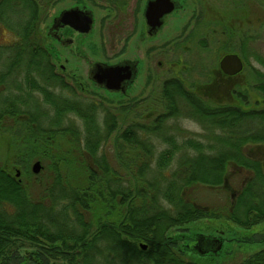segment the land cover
<instances>
[{
    "label": "trees",
    "instance_id": "trees-1",
    "mask_svg": "<svg viewBox=\"0 0 264 264\" xmlns=\"http://www.w3.org/2000/svg\"><path fill=\"white\" fill-rule=\"evenodd\" d=\"M50 2L0 0V25L37 28L46 9L40 3ZM259 6L263 18L257 17L255 23L249 12L239 18L215 13L201 20L199 15L197 22L206 31L232 38L237 33L236 23L239 29L244 25L264 27V0ZM16 9L23 18L11 22L6 14ZM219 45L220 54H239L246 63L249 55L264 68V58L256 52L249 54L242 45L240 52H235L227 40ZM18 49L13 55L18 63L22 58L26 61L29 92L42 96L52 116L42 112L39 118L27 110L13 111L7 102L0 108V132L14 135L19 150L10 160L6 154L0 166V264H192L181 257L187 248L184 240L205 238L189 233V224L224 214L243 228L264 222V158L245 155L249 145L264 148V109L230 103L213 106L196 98L186 103L189 108L185 111L203 132L183 140L168 131L173 113L168 119H156L152 126L132 123L114 140L115 162L127 171L122 175L101 152L118 130L116 116L101 102L77 96L56 74L51 51L36 45ZM28 59H34L33 64ZM32 73L42 84L31 80ZM255 73L259 81L256 90L264 94V73ZM2 80L3 84L6 78ZM163 88H173L174 95L182 98L178 93L182 87L175 82H167ZM57 89L72 97L55 93ZM76 89L86 94L81 87ZM174 95L163 92L165 110L177 108ZM20 115L28 120H15ZM72 116L79 126L69 121ZM9 119L18 126L2 127ZM250 123L254 125L249 127ZM57 135L68 138L66 155L52 147ZM152 138L163 139L165 147L158 150ZM33 160L44 164L38 175L30 171ZM236 177L242 178L240 187L230 203L217 212L208 211L187 194L199 186L218 188L225 179L230 185ZM30 180L37 186L34 194ZM172 229L178 233L174 238L169 234ZM263 241L264 237L255 241L249 236L242 244ZM141 245L147 249L142 250ZM221 252L211 255V260L216 261ZM238 264H264V249Z\"/></svg>",
    "mask_w": 264,
    "mask_h": 264
},
{
    "label": "rangeland",
    "instance_id": "rangeland-1",
    "mask_svg": "<svg viewBox=\"0 0 264 264\" xmlns=\"http://www.w3.org/2000/svg\"><path fill=\"white\" fill-rule=\"evenodd\" d=\"M50 1L53 2V0ZM57 1L58 0H55L56 3L51 2V5L49 6L51 14H53L59 8V2ZM182 1L184 3V11L179 12L176 18L169 21V24L159 33L158 38L155 42H146L144 44H140L139 48V46L137 45L138 43L137 41H135V39L126 42L125 36L129 31L128 28L132 21L131 14L133 8L136 7L137 9H140L144 0H141L142 4H140V0L116 1L115 7L117 10L118 4V6H120L119 11H117L116 13H112L111 16L107 14V9L113 8L110 0H96V2L98 3V8H93L96 18L93 37L92 40L83 48V56H87L90 61L98 62V64H115L116 62L123 59H129L133 55L139 56L143 62L142 73L137 78L133 86V91L131 92L129 97H109L102 91L91 88V86L88 85L89 82L87 81L86 77L87 66L84 60H70V63L67 65V72H71L75 69V71L73 72L77 73L80 76V81L85 85L87 84V92L85 91L86 94H81V92L79 91H75V94L83 98H88L89 100L96 103L101 102L104 108H107L116 116L118 122V130L103 145L101 152L111 162V165L114 168L118 169V171L122 175H126L127 171L121 168L120 164L115 162L116 152L114 148V140L117 135H119L125 127L131 125L132 123L152 126L153 122L156 120L157 115L166 112L165 110L160 109V105L164 103V100H161L163 98H160V95H158L162 84L161 82L158 83L159 81H155V78L157 79L159 77H163V79H165L167 78L165 76L168 73V75L171 76L178 75V77L181 78L185 84L200 86L202 84H205L206 82L208 83V79L204 78L202 75L206 74L207 72H212L213 69H216L218 67L219 59L223 56V54H220L219 52V41H229L230 46H233L235 48V52H240V48H242V45L244 49L249 52V54L256 52L258 55L264 58V27L260 28L258 25H254L248 28L244 25L239 29L238 23H236V35L232 38H225L224 36L221 37L217 32L212 33L211 29L206 31L205 27L203 25L202 27L199 26L197 22L199 15H202L199 17V19L202 18L201 20L207 19V15L212 17L215 15V13H218L222 16L230 15L233 18H239L242 14H245V12H249V16L251 15V17L253 18L252 20H254L255 23L257 17L263 18V14L261 12L262 9L259 6V1L261 0ZM53 4L54 6H52ZM40 5L42 6V8L45 7L44 4L40 3ZM211 11H213L212 14ZM6 15L7 19H9L11 22L23 18V14L21 12H18L17 10H11ZM248 18L250 19V17ZM101 21H103L105 24L101 23ZM203 23L204 22H202V24ZM102 24L104 25L103 27H101ZM103 29H106L104 31V35ZM7 34L8 33L4 31L2 35V41L4 39H7ZM210 35L213 36V39L210 37ZM247 37H253V39L246 41ZM174 41L184 42L179 48L173 50L172 43ZM188 41H190V43ZM201 41L205 42V47L200 44ZM55 49L56 50L52 48L50 51L52 56L56 57L55 59H58V48ZM17 50L19 49L8 48L5 45L0 44V73L7 74L8 71L11 72L7 74L8 78H6L5 83L0 86V108L5 106L4 103H2L3 100H10L11 97H14L16 95L15 93H17L16 90H14V88L12 87V85L14 84L13 77L16 70L14 68L12 69V67H14L12 63L15 62L14 60L16 59L14 58L13 54H16ZM247 57H249V63H246L241 59L243 61L244 67L239 78H237V81L230 87H228L224 91L225 93L221 95L231 93V100L232 98L240 95L241 99L239 97H237V99H239L240 102L242 100L241 103L243 104V106L249 105L253 108L256 107L258 109H262L264 108V94L256 90V86H258L259 81L257 80V75L255 72L259 71L260 73H264V68L256 63L255 60L249 55ZM158 61H162L164 64H166V66L164 67L165 69H161L157 65ZM21 62L22 63L20 64V68L18 69L21 72H18L20 73V80L21 78L24 79L25 71H23V69L26 65L25 59L22 58ZM172 62H175L178 65V68L173 69L174 71H167L166 67L168 68L170 66L169 64ZM60 64L64 65L63 62L57 64V72H59L57 66ZM183 66L185 67L184 70ZM31 75L34 76L31 78V80H35L37 84H42L41 79L35 73H32ZM16 80V82H19L18 79ZM66 82L69 84V86L71 85L70 87L72 89L75 88L72 86L73 84L71 81L67 79ZM153 83L155 84L153 85ZM209 87L212 88L214 86L210 85ZM55 93L62 94L67 98L72 97L71 94H69V92L65 90L60 91V89H57ZM30 96L31 98L26 105L28 112L39 118L41 117L40 115L42 114V112L47 113L48 116H52V113L49 109L50 107L42 102V96L33 92H30ZM69 121L75 123L76 126H79L78 120H76L73 116L69 118ZM100 121H102V119ZM13 125L15 127L18 126L14 124L11 119H9L5 121L4 124H2V127L10 128L13 127ZM248 125L249 127H252L254 124L250 123ZM168 127V131L171 134H173V132L178 134L177 136L180 140L194 135L199 136L203 132L199 124L185 119L178 122L171 121L168 123ZM12 137L15 138L14 135L6 131L3 133L0 132V166L3 164L6 158V154L9 155L10 160L11 155L19 151L17 150L18 145L16 146V141L12 139ZM152 140L156 147L159 148L158 150L164 147L160 144V140L156 138H152ZM51 143L52 147H55V149L58 148L59 154L66 155V151L68 150L67 148H70L68 138H63L59 135H57ZM254 146L255 145H249L248 147L251 148ZM124 147L125 150L128 151V147L126 145H124ZM74 156L77 157V155ZM34 162H36V160H33V162L31 163L30 171ZM40 164L42 167H44L43 163ZM41 172L43 171L41 170ZM30 182H32V180H30ZM241 182V177H236L231 181L230 185L233 191H237V189L241 185ZM29 184L31 186V192L34 194V192H36L37 186L33 182ZM187 194L192 200H194L195 203L201 206H210L211 209L214 210V212H217V210L223 205L227 203L229 204L231 198L234 195V193L232 194L228 192L224 194L225 196H223L222 191L202 186L190 190ZM223 221L224 220L219 219H203L194 222L193 224H189L186 228L189 229V233H192L194 231L205 233V228L208 227H212V230H214V227L226 229L228 225ZM226 230L227 234L225 235V238H228L229 242H233V246L230 245L228 249H225L224 247L225 252L223 250L221 252V257H219L216 261H212L211 259L202 258L186 252L182 254V259L192 264H238L245 260L251 254L257 252L256 247L253 249V247L251 246L242 244L241 240L244 237L243 233H237L236 236L234 235L236 238L232 239L233 234L228 235V232L231 231V229L227 228ZM169 234L174 238L178 233H176L175 229H172ZM214 237L217 236L214 235ZM236 239H239L240 241L237 244Z\"/></svg>",
    "mask_w": 264,
    "mask_h": 264
},
{
    "label": "flooded vegetation",
    "instance_id": "flooded-vegetation-1",
    "mask_svg": "<svg viewBox=\"0 0 264 264\" xmlns=\"http://www.w3.org/2000/svg\"><path fill=\"white\" fill-rule=\"evenodd\" d=\"M109 1V0H108ZM116 1L117 0H110L111 4L113 5V8H108L107 9V14L111 16L112 13H116L119 11V8L117 7L116 10ZM148 1L151 0H144L143 4L140 0L141 8L137 9L136 7L133 8L132 10V21L129 25L127 35L125 36V41L129 42L130 40L132 41L135 39L137 41V45L140 48V44H144L146 42H155L156 39L158 38L159 33L169 24L170 20H173L176 18L179 14V12L184 11V3L182 0H171L174 3L175 9L169 14L163 17V25L159 29L152 28L146 18H145V11H146V5ZM55 2V0H53ZM52 2V3H53ZM59 2V8L56 10L53 14H51L49 10V6L51 5V2L46 6V9L43 10L44 14L42 15V19L39 20V24L37 28L34 26H21V25H16L15 27H12L14 29H8V27L0 25V44L5 45L8 48H19V47H34L35 45L37 47L43 48L44 50H48L49 52L52 48L56 50L55 48H58L57 53H58V59H55L54 57V63H51V65L54 66L55 72L56 71V65L59 64L60 62H63L64 65L60 64L57 66L59 69L58 74L63 82L67 85H69L66 80L68 79L69 81L72 82V86L75 87L74 90L77 91V87H81L83 91H86L87 89V84L85 85L83 82L80 81V76L73 72L75 71L72 70L71 72H67V65L70 63V60H84L86 62L87 66V71H86V77L87 81L89 82L88 85L91 86V88H95L99 91H102L105 95L111 96V97H119V98H126L129 97L131 92L133 91V86L137 80V78L140 76L142 73V68H143V62L141 58L137 55H133L129 59H123L121 61L116 62L115 64H107V63H102L98 64V62H92L87 56H83L82 50L88 44L93 37V31L95 28L96 24V18L94 14V7L98 8V3L96 0H58ZM56 3V2H55ZM54 3V4H55ZM54 4L52 6H54ZM51 6V7H52ZM18 12H21L20 10L16 9ZM75 10V11H74ZM49 11V12H48ZM75 12L74 14H71L69 16L68 13L70 12ZM41 13V11L39 10ZM90 13L92 15V26L90 28V31L88 33H83L80 31L82 27V18H83V13ZM47 14V15H46ZM111 20V19H110ZM101 23L105 24L103 21ZM102 24L101 27L104 25ZM106 29H103V35L104 31ZM4 31L7 34L6 40L4 39L2 41V35ZM184 41H174L172 44V49L179 48ZM190 43V41H188ZM186 42V43H188ZM203 47H205V42H201ZM200 43V44H201ZM199 45V44H198ZM112 47V46H111ZM201 47V46H200ZM225 56V54L223 55ZM222 56V57H223ZM221 57V58H222ZM219 59V63L220 60ZM14 67L12 69L15 70V74L13 77L14 84L12 87L14 90H16L17 93H15V98L12 101H5L9 104H11V108L13 111H17L18 109L21 110H27V103L30 100V92H29V84L27 85L25 76L24 79L20 77V71L18 70L20 68V64L18 63L19 59L16 58L14 60ZM28 62L30 63L34 59H28ZM177 62V60H176ZM219 63L218 67L216 69H213L212 72H207L206 74H203L202 76L204 78L208 79V83L202 84V85H194V88L188 89V86L193 85V84H185L181 78L178 77V75L171 76L167 75L165 79L162 78H155V81H159L158 83L161 82L162 87L159 90L160 98L163 96V92L167 93L168 95H174V89H168L164 90V85L167 82H175L177 85L181 86L182 89L178 91L179 94H181L182 98H179V95H174L176 107L173 110H165L164 104H161L160 109L165 110L166 112L160 113L157 115L156 119H168L174 114L173 117H171L169 122L174 121L178 122L180 120H191L193 122H196L193 118L189 117L188 114L186 113L185 109H188L189 106L186 105L187 102H192L196 100V98L199 99L204 104H212L213 106H221L224 107L227 104H233L236 106H239L241 108V102L237 97L241 99V96H237L235 98H231V93L221 95L225 93L224 91L230 87L233 83L237 81V78H239L240 74L234 75V76H228L225 75L219 68ZM97 65H102V66H120L123 68H127L131 72V79L129 81H126L124 83H121L116 87L117 89H112V90H107L105 84H97L94 80L93 77L95 76L97 72ZM157 65L163 69L166 64H164L162 61H158ZM170 66L167 68V71H171L173 69L178 68V65L175 62H172L169 64ZM27 67L23 69L25 71ZM160 69V70H161ZM165 69V68H164ZM185 67L183 66V70ZM174 71V70H173ZM20 72V73H18ZM8 74V73H7ZM6 73L1 74L0 73V80H2V77L8 78V75ZM25 74V73H24ZM156 77V76H155ZM18 79L19 82H16ZM4 80H2L3 82ZM147 81V80H146ZM145 81V83H146ZM2 82L0 83V86L2 85ZM155 83H153L154 85ZM208 85V86H206ZM210 85H213L214 87H209ZM71 86V85H70ZM227 86V87H226ZM218 87V88H217ZM211 88V89H210ZM210 89V90H209ZM87 92V91H86ZM32 93V92H31ZM148 93H153V92H148ZM81 94H84L81 92ZM155 94V93H154ZM148 95V94H147ZM238 95V94H236ZM20 97V99L18 98ZM163 100V99H161ZM256 111L259 110L258 108L254 107ZM264 109V108H262ZM261 109V110H262ZM178 112H180L178 114ZM175 113L177 116H175ZM151 117V116H149ZM15 120L20 121V122H25L28 120V116L26 115H20L16 116ZM16 121V122H17ZM168 122V123H169ZM197 123V122H196ZM198 124V123H197ZM178 126V125H177ZM177 128V127H176ZM175 130V129H174ZM174 134H176L174 132ZM177 135V134H176ZM160 144L165 147L166 143L163 141V139H159ZM248 152L245 153L246 156L250 157L251 159H260L264 158V148H260L259 145H255L254 147H247ZM215 190L222 191L223 196L228 193H234L236 191H233L230 185H228L227 180H224V183L218 187L214 188ZM225 192V193H224ZM233 195V196H234ZM225 203V202H224ZM208 208V211L211 210L210 206H206ZM221 208H225V205H223ZM220 209V208H219ZM220 213L223 214L222 209L220 210ZM212 219V218H211ZM211 219H205V220H211ZM219 220H224L228 226V229H231V231L228 232V235H232L233 238H236L237 233H243V238L241 241L244 242L245 237H254L255 241L260 238L264 237V222L261 223H255L250 227H241L240 225L227 220L226 214H224V217L221 218H215ZM225 224V225H226ZM212 228V227H211ZM205 228V233L203 232H197L194 231L191 234L192 235H202L205 238V244L203 247H200V243L198 239L192 237L190 239L184 240L186 243V247L184 250L186 253L193 254L202 258H207L211 259V255L217 254L216 251H225V249H228L230 245L233 246V242H229L228 238H225V235L227 234V228ZM216 235L217 237H214ZM235 235V236H234ZM213 236V237H210ZM183 241V242H184ZM239 239H236V244L238 243ZM228 245V246H227ZM244 245V244H243ZM146 246V245H145ZM225 247V249H224ZM251 247L253 249L256 247V251L259 252L262 249H264V241L262 243H255L254 245L252 244ZM147 249V247H146ZM145 249V250H146ZM259 249V250H258ZM144 250V251H145ZM256 253V252H255Z\"/></svg>",
    "mask_w": 264,
    "mask_h": 264
},
{
    "label": "water",
    "instance_id": "water-1",
    "mask_svg": "<svg viewBox=\"0 0 264 264\" xmlns=\"http://www.w3.org/2000/svg\"><path fill=\"white\" fill-rule=\"evenodd\" d=\"M175 9L174 3L171 0H151L146 5L145 18L148 24L155 29H159L163 25V17L169 15ZM75 11V10H74ZM68 13L67 16L75 12ZM82 27L80 29L83 33H88L92 26V15L88 12L83 13ZM244 67L241 58L233 53L223 56L219 63L220 70L228 76L238 75L242 72ZM97 72L93 80L97 84H105L107 90L117 89L119 84L129 81L131 79V72L127 68L120 66H102L97 65ZM42 169L39 161L32 164L31 171L34 175H38ZM19 176V173H16ZM200 247L205 244V240H199ZM141 249L145 250L146 246L141 245ZM219 251V250H218ZM216 251V253L218 252Z\"/></svg>",
    "mask_w": 264,
    "mask_h": 264
}]
</instances>
